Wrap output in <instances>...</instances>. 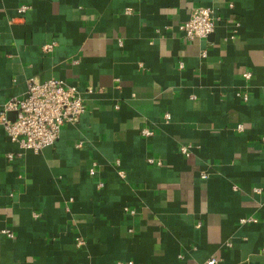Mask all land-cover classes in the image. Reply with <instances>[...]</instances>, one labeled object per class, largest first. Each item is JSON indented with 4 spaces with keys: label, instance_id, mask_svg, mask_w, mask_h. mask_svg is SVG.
Wrapping results in <instances>:
<instances>
[{
    "label": "crops",
    "instance_id": "1",
    "mask_svg": "<svg viewBox=\"0 0 264 264\" xmlns=\"http://www.w3.org/2000/svg\"><path fill=\"white\" fill-rule=\"evenodd\" d=\"M30 77L86 110L39 151L0 122V264H264V0H0V115Z\"/></svg>",
    "mask_w": 264,
    "mask_h": 264
},
{
    "label": "built area",
    "instance_id": "2",
    "mask_svg": "<svg viewBox=\"0 0 264 264\" xmlns=\"http://www.w3.org/2000/svg\"><path fill=\"white\" fill-rule=\"evenodd\" d=\"M27 8L28 6H21L19 11L23 12ZM179 27L190 41L208 37L216 27L214 8L205 5L195 6L190 17L179 24ZM54 47V43H45L42 48L45 52H51ZM203 54L206 52L204 51ZM244 77L249 79L251 72H245ZM247 97L248 94H245V98ZM85 110V99L76 84L62 78L38 80L36 77H30L25 94L15 96L6 103L0 115V122L12 141L17 142L22 148L39 151L45 146L54 144L59 138L62 127L68 122L79 121ZM10 112L15 113L13 118L8 117ZM142 133L149 135L153 131L143 128ZM180 150L185 155H189L191 146L182 144ZM8 156L12 158L13 153H9ZM148 160L154 162V158ZM120 173L123 174V171ZM207 176L206 172L203 173V177ZM245 221H254V218L242 219V222ZM4 232L10 237L14 236V232L10 229H5ZM76 243L82 246L85 240L77 238ZM216 261V258L212 257L207 264H215Z\"/></svg>",
    "mask_w": 264,
    "mask_h": 264
}]
</instances>
